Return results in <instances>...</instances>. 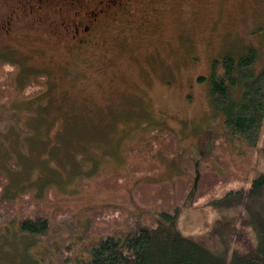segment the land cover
Returning a JSON list of instances; mask_svg holds the SVG:
<instances>
[{
    "label": "rangeland",
    "instance_id": "rangeland-1",
    "mask_svg": "<svg viewBox=\"0 0 264 264\" xmlns=\"http://www.w3.org/2000/svg\"><path fill=\"white\" fill-rule=\"evenodd\" d=\"M92 1L94 5L101 0H85L90 9ZM45 4L39 10V20L45 22L36 26L31 24L37 15H25L20 0H0V57L19 61L25 76L44 72L49 77L48 92L36 101L19 98L8 116L0 104V172L10 177L7 195L34 187L54 216L58 212L83 226L100 200L79 185L81 174L88 179L97 168H125L130 159L124 147L141 144L152 124L164 123L179 135L174 164L165 160L168 173L177 169L185 149L195 161L207 152L212 133H223L240 146L223 113L213 108L208 80L197 78L210 73L214 57L228 50L242 53L250 45L257 48L255 74L264 68V0H122L105 7L92 32L75 37V29L62 23L72 18V11L62 10L60 0ZM13 14V26L5 30ZM47 99L55 112L52 120ZM29 105L47 117L40 122L24 113V131L13 117L19 107ZM78 120L87 131L77 130ZM75 134L82 135L73 147ZM71 149L77 150L76 156ZM9 154L14 156L10 160ZM255 154L252 174L264 171L260 144ZM48 176L51 180L44 182ZM46 187L51 188L49 194ZM191 196L178 218L185 233L206 232L216 218L238 222L237 208L194 207ZM24 240L31 243L30 254L44 252L39 241ZM6 244L0 254H7Z\"/></svg>",
    "mask_w": 264,
    "mask_h": 264
},
{
    "label": "trees",
    "instance_id": "trees-1",
    "mask_svg": "<svg viewBox=\"0 0 264 264\" xmlns=\"http://www.w3.org/2000/svg\"><path fill=\"white\" fill-rule=\"evenodd\" d=\"M257 58L253 45L238 54L228 50L212 59L208 75L197 78L208 80L213 108L223 113L240 146L223 133H212L207 152L195 161L185 149L177 169L168 173L165 160L174 164L179 135L164 123L152 124L141 144L124 147L130 159L125 168H97L88 179L81 174L79 185L100 200L86 225L68 216L64 220L58 212L54 216L34 187L7 195L10 177L0 172V246L7 242L0 264H264V171H250L256 147L264 149V68L255 74ZM48 79L44 72L25 76L19 61L0 57L4 114H12L11 105L19 98L34 102L48 92ZM32 107H19L13 117L21 130L28 131L24 113L40 122L47 117ZM47 108L52 120L55 112L48 99ZM78 122L77 130H88ZM80 135L72 139L73 147ZM26 145L22 141L24 149ZM13 157L9 154V160ZM190 193L194 207L237 208L238 222L216 218L206 232L185 233L178 218ZM24 238L42 243L44 252L30 254L31 243Z\"/></svg>",
    "mask_w": 264,
    "mask_h": 264
},
{
    "label": "flooded vegetation",
    "instance_id": "flooded-vegetation-1",
    "mask_svg": "<svg viewBox=\"0 0 264 264\" xmlns=\"http://www.w3.org/2000/svg\"><path fill=\"white\" fill-rule=\"evenodd\" d=\"M47 1L54 2L56 4L59 3V0H20V2L23 4V8L25 10V15L29 13V15L36 16V23L31 24V25H38L44 24L45 20H39V10L44 7L47 3ZM62 1L63 4L60 5L62 7L63 5L65 6L64 9L68 13L71 12V19H66L63 20L62 23L66 27V29L70 30L72 28L75 29V33L73 36H77L81 32L85 33H90L92 30V24L95 21H99V17L102 15L104 10H107L108 8L105 9V7L112 6L114 2H122V0H101L97 4L91 5V9L85 5V0H60ZM90 4L91 0H86ZM113 7V6H112ZM13 10V9H12ZM16 11L17 9L14 8ZM25 17V16H24ZM15 18V14L9 15L8 20L4 25V29L8 30L13 26V20ZM66 22V23H65ZM85 31V32H84ZM92 32V31H91Z\"/></svg>",
    "mask_w": 264,
    "mask_h": 264
}]
</instances>
